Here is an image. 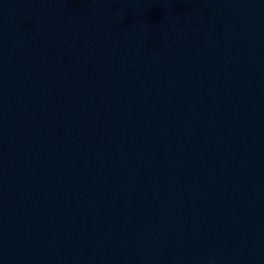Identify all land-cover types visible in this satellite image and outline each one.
I'll list each match as a JSON object with an SVG mask.
<instances>
[{
    "label": "water",
    "instance_id": "obj_1",
    "mask_svg": "<svg viewBox=\"0 0 264 264\" xmlns=\"http://www.w3.org/2000/svg\"><path fill=\"white\" fill-rule=\"evenodd\" d=\"M0 264H264V0H0Z\"/></svg>",
    "mask_w": 264,
    "mask_h": 264
}]
</instances>
